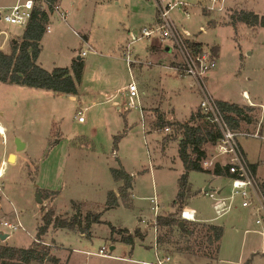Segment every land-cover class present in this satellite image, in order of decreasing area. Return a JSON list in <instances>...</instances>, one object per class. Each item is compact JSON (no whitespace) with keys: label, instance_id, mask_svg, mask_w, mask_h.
Wrapping results in <instances>:
<instances>
[{"label":"rangeland","instance_id":"obj_1","mask_svg":"<svg viewBox=\"0 0 264 264\" xmlns=\"http://www.w3.org/2000/svg\"><path fill=\"white\" fill-rule=\"evenodd\" d=\"M19 1L25 0H0V7L14 6ZM182 1L187 4L186 10L171 12L175 25L191 41L219 48L217 66L209 74L212 95L218 101L247 105L242 95L245 91L258 107L254 113L257 122L250 128L244 124L242 129L253 135L257 130L259 135L243 136L239 141L249 162L256 165L258 179L263 181L264 28L244 23L233 26L229 15L240 10L262 17L264 0H225L221 12L219 4L211 0ZM62 3L61 10L69 13L68 22L54 14L52 31L42 40L38 64L47 71L56 67L71 69L80 52H87L82 56L85 60L79 94L73 99L43 89L0 83V124L6 131L4 136L0 134V166L8 155L16 156L14 164L8 158L0 176V221L16 224L19 220L25 227L10 234L6 242L0 240V244L29 248L37 240L44 215L52 212L60 218L72 216L77 204L84 216L99 217L100 223L93 224L91 235L51 227L41 241L49 247V258L56 261L46 260L43 264H157L167 257L170 261L165 264H264V223L256 224L253 210L242 208L237 200L236 208L217 217L213 200L202 193L206 187L224 188L223 194L228 195L230 181L226 177L202 170L188 175L192 194L186 208L197 212L199 222L219 225L225 231L217 259L183 253L186 237L177 228L155 227L157 216L177 213L181 219L182 211H175L174 204L186 171L177 141L165 128L150 129L148 115L144 134L141 113L126 109L125 96H112L131 81L124 51L133 40L132 32L141 37V30L157 20L156 0ZM213 6L215 10L208 11ZM24 31L23 26L0 21V50L9 54L11 44ZM170 45L166 42L162 47L158 39L137 41L133 59L155 66H135L134 75L140 93L144 84L151 97L164 102L162 111L174 113L177 120L183 121L197 110L201 100L198 91L190 87L189 78L171 67L176 54L169 51ZM151 46L158 48L157 54L150 55ZM80 110L84 122L78 120ZM167 136L171 143L165 140ZM17 140L25 145L21 151L17 150ZM122 167L134 177L130 206L121 203L119 208L107 209L109 193L120 196L121 183L114 181L112 170ZM39 192L43 204L37 201ZM113 229L127 230L135 238L134 245L122 242L118 233L112 238ZM137 230L144 238L135 235ZM156 237L163 242L159 249ZM102 247L111 258L97 255Z\"/></svg>","mask_w":264,"mask_h":264},{"label":"trees","instance_id":"obj_2","mask_svg":"<svg viewBox=\"0 0 264 264\" xmlns=\"http://www.w3.org/2000/svg\"><path fill=\"white\" fill-rule=\"evenodd\" d=\"M47 1L54 6L60 4V0ZM50 11L52 13L51 8ZM229 19L230 24L233 26H237L238 23H244L254 28H264V16L261 17L255 14V12L235 10L229 15ZM49 22V13L41 10L38 3L31 21L25 27L23 36L13 41L12 52L6 54L0 50V83L43 89L47 92L51 91L56 94L75 97L79 94V86L83 79V60H74L71 69L55 68L52 71H47L38 64L42 53V40H44L43 38L47 33L46 28ZM189 44H191L190 47L196 53L203 49L199 43L190 41ZM212 49L213 54L217 55L216 53L219 48ZM219 104L230 127L235 131L241 130L243 124L255 123L258 120L254 114L257 110L256 108L221 101ZM174 129L184 137L178 152L184 163L186 173L180 179L179 192L174 204L175 211L181 212L192 194L188 185L189 172L202 169L200 163L208 157L206 148L213 145L216 138L200 111L196 116H192V119L188 123L176 124ZM115 141L117 143L118 138ZM251 168L256 176V165H251ZM112 172L114 181L121 183L119 188L120 196H117L114 192H110L107 209L119 208L121 203L129 207L134 178L122 168L113 169ZM257 180L264 194V180L262 181L258 178ZM74 208V214L72 216H65L64 218L56 217L52 212L44 215L37 240L29 248H17L7 244H0V264H33V262L43 264L44 261H49V247L43 245L41 239L49 232L51 227L54 229H67L69 231L79 230L84 235H91L90 231L93 228V224L100 223V218L91 214L84 216L77 204H74ZM180 220L177 218V213L157 216L155 227L157 229L177 228L179 234L182 237H186V250L182 251L183 253L210 260L217 259L221 251V241L225 232L223 227L213 223L186 222L185 229L181 230L179 228ZM117 233L121 235L122 242L134 245L135 238L127 230L118 231L113 229L112 238ZM124 233H128V235H124ZM135 235L144 238L139 230L136 231ZM162 244L163 242L159 238L157 248ZM51 261L56 260L53 258Z\"/></svg>","mask_w":264,"mask_h":264},{"label":"built area","instance_id":"obj_3","mask_svg":"<svg viewBox=\"0 0 264 264\" xmlns=\"http://www.w3.org/2000/svg\"><path fill=\"white\" fill-rule=\"evenodd\" d=\"M37 1V2H36ZM214 5L219 4L218 10L221 12L225 8V0H211ZM39 3V8L43 11L57 14L63 21L68 22L69 13L61 10L60 5H51L47 0H25L19 1L16 5L5 8L0 7V11L7 10L6 14L0 12V21L7 24L19 25L26 27L33 17V12ZM158 9V21L156 25L145 27L141 30V37H134L127 50L126 62L130 68L137 61L132 59V45L142 38L151 39L160 37L163 43L170 42V49L177 55V61L172 66L179 74L190 79L191 86L196 89L200 95L199 111L203 115L205 121L209 124L215 139V143L211 145L210 154H208L200 166L203 170L212 172L213 176L226 177L230 181V192L228 195L223 194V188L208 189L202 193L213 200V209L217 217H222L231 210L236 208V201H240L242 208H250L257 216V225L264 223V194L260 189L257 177L254 175L251 164L246 157L239 138L243 136H258V133L250 134L233 130L221 107L219 101L212 95L208 78L211 71L217 66V56L210 49H202L196 53L189 44L191 41L186 37V33L181 31L175 25L171 18V12L177 8L186 10L187 4L182 0H156ZM216 7L210 8L208 11H214ZM188 16V12L185 11ZM52 28L47 25L46 32L50 33ZM192 42V41H191ZM81 56H86L87 52H81ZM129 100L127 102L128 110H139L141 113V124L143 133L146 134V114L139 101V89L132 76V82L127 86ZM79 122H84L83 111H78ZM150 129L151 123H150ZM162 131V129H160ZM166 133H170L172 129L166 127ZM158 211L157 206L155 207ZM195 211L184 208L181 212V219L188 223L198 222ZM17 214V213H16ZM18 215V214H17ZM22 223L18 220L16 224L0 221V233L10 234L24 230ZM157 238V237H156ZM157 242V239H156ZM156 249L157 248L156 246ZM98 256L111 258L108 250L102 247L97 253ZM170 261L167 257L159 260L157 264H165Z\"/></svg>","mask_w":264,"mask_h":264},{"label":"crops","instance_id":"obj_4","mask_svg":"<svg viewBox=\"0 0 264 264\" xmlns=\"http://www.w3.org/2000/svg\"><path fill=\"white\" fill-rule=\"evenodd\" d=\"M61 4H63L62 3V0H60V6H61ZM11 7V6H10ZM5 8H8V7H5ZM50 15V22H49V24L48 25H50L51 23H52V21H53V16H54V14H53V12L52 13H50L49 14ZM157 21H158V16H157V20L155 21V23H153L152 25H156V23H157ZM152 25H150V26H152ZM51 26V25H50ZM23 36V35H22ZM131 36H134V37H138V36H136L133 32L131 33ZM151 39H158L159 40V42L161 43V45H162V47H164V44H166V43H163L162 41H161V39H160V37H158V36H156V37H153V38H151ZM130 43H128V45H127V47L125 48V61H126V50H127V48H128V46L131 44V43H133L132 41H129ZM193 42H195V43H199V42H196V41H193ZM137 43V42H136ZM136 43H134V44H136ZM133 44V45H134ZM200 45H202V48L203 49H210V50H213L212 48H207V47H205L202 43H199ZM133 45H132V53H133ZM168 48L170 49V46H168ZM213 48H216V46L215 47H213ZM11 52H12V44H11ZM149 51V53H150V55H152V54H157V52H158V48L157 47H155V46H151L149 49H148ZM169 51H171V53H174V52H172V50L170 49ZM168 51V52H169ZM10 52V53H11ZM9 53V54H10ZM81 53V52H80ZM217 54V53H216ZM219 55V51H218V54L216 55V56H218ZM81 56V55H80ZM177 56V55H176ZM176 56H175V59L173 60V61H171L172 63H171V67L176 63ZM82 57V56H81ZM132 59H133V56H132ZM78 60V59H77ZM82 60L84 61L85 59H83L82 58ZM134 60V59H133ZM137 61V60H136ZM126 64H127V62H126ZM135 66H145V67H153V66H155L152 62H139L138 61V63L136 62V63H134L133 65H132V67H131V71H130V68H129V66H128V64H127V67H128V71L130 72V75H131V78H130V82L125 86V87H123L121 90H119L117 93H116V95H114V96H112V99H115L118 95H120V96H125V98H128L127 100H129L130 98H129V96H128V92H127V86L132 82V76H133V78L135 79V75H134V67ZM157 68H163V69H165L166 67L165 66H163V65H157L156 66ZM56 68H61V67H56ZM55 69V68H54ZM179 74V73H178ZM179 75H181V74H179ZM181 76H184V75H181ZM136 80L137 79H135V82H136ZM190 80V79H189ZM208 81H209V78H208ZM192 82V81H191ZM191 82L189 83V85H190V87H192L191 86ZM136 84H137V82H136ZM137 86H138V84H137ZM139 89V88H138ZM242 95H243V97H244V99L246 100V101H248L247 102V105H240V104H237V103H232V104H237V105H239V106H249V107H253V108H258L255 104H254V102H252V100H251V97L249 96V94L247 93V92H245V91H243L242 92ZM110 96L111 95H109V98H110ZM200 97V96H199ZM72 98L73 99H75L73 96H72ZM139 101H140V104H141V106H142V108H143V110H144V113L146 114V115H148L149 117H151V121H150V123H151V127L153 128H155V127H162V128H166V127H170L171 129H172V131L170 132V133H168V134H174L173 136H175L174 137V140H176L177 141V145H178V151H179V146H180V144H181V142L183 141V139H184V137L179 133V132H177V131H175V129H174V127H175V125L177 124H185V123H188L191 119H192V116H196V114L199 112V106H200V101H199V104H198V107H197V110L195 111V112H193L192 114H191V116L188 118V119H185V120H183V121H179V120H177V118H175V115H174V113L172 114V113H169V114H167V113H165L164 111H162L163 109H162V105H163V101H159L158 99H154V97H151L150 96V94H149V92H148V88L144 85V84H142V90H141V93H140V91H139ZM220 102V101H219ZM222 102V101H221ZM227 103H229V102H227ZM118 105V104H117ZM127 109V108H126ZM128 110V109H127ZM81 111V110H80ZM129 111V110H128ZM134 111H138V112H140L139 110H134ZM156 113H158V114H156ZM255 113V112H254ZM154 114V116H152ZM261 115H262V112H261ZM140 117H141V114H140ZM260 120H261V118H260ZM260 122V121H259ZM256 123V122H255ZM160 124V125H159ZM253 124L254 123H251V124H248L247 126H248V128H250L251 126H253ZM1 125V124H0ZM244 125V124H243ZM164 126V127H163ZM259 126V125H258ZM4 128V127H3ZM5 129V128H4ZM257 129H258V127H257ZM240 132H245V133H249V132H246V131H244L242 128H241V130H239ZM256 133H258L257 132V130H256ZM0 134H2V133H0ZM259 134V133H258ZM4 136V135H3ZM165 140H167V141H170V140H172V139H170V136H167V139H165ZM118 142L119 141H117V143L116 144H118ZM172 142H174V141H172ZM169 143H171V141L169 142ZM168 146V145H167ZM242 147V146H241ZM210 149H211V146H208L207 148H206V150H207V155L208 154H210ZM242 149H243V147H242ZM243 151H244V149H243ZM244 153H245V151H244ZM12 154H10V155H8V158L11 156ZM245 155H246V157H247V153H245ZM8 158H7V160L6 161H3L2 162V165H3V167H2V165L0 166V174L2 173L3 174V172H4V168H5V164H6V162H8ZM249 158V157H248ZM247 158V159H248ZM249 161V160H248ZM13 164V163H12ZM251 165H254V164H252V163H250ZM122 169H124L123 167H122ZM125 170V169H124ZM200 170H202V171H206V170H203V169H200ZM126 171V170H125ZM127 172V171H126ZM206 172H210V171H206ZM128 173V172H127ZM210 173H212V172H210ZM128 174H130V173H128ZM131 175V174H130ZM1 176V175H0ZM132 176V175H131ZM256 176H257V172H256ZM133 177V176H132ZM134 178V177H133ZM258 178V177H257ZM206 188H209V187H206ZM205 188V189H206ZM224 189V188H223ZM188 203V202H187ZM187 207V205L185 206V208ZM196 212V211H195ZM196 217H197V213H196ZM199 222V221H198ZM205 223H209V222H205ZM115 248V247H114Z\"/></svg>","mask_w":264,"mask_h":264},{"label":"water","instance_id":"obj_5","mask_svg":"<svg viewBox=\"0 0 264 264\" xmlns=\"http://www.w3.org/2000/svg\"><path fill=\"white\" fill-rule=\"evenodd\" d=\"M77 59H78V61H80V60H82V57L79 55ZM24 148H25V145H24L22 142H20L19 140H17V150H18V151H21V150H23ZM13 157L16 158V156H15L14 154H12V155L9 157V162H12L11 160L13 159ZM15 162H16V161H15ZM208 189H209V188H206L205 190L207 191ZM41 197H42V193L39 192L38 195H37V201H38L39 204H43V200H42ZM179 228H180L181 230L185 229V221H181V222L179 223ZM8 238H9V235L0 233V240H1V241H5V242H6V240H7ZM110 250H111V252H113V251L115 250V248L112 247ZM48 260L50 261L51 259L48 258Z\"/></svg>","mask_w":264,"mask_h":264},{"label":"bare ground","instance_id":"obj_6","mask_svg":"<svg viewBox=\"0 0 264 264\" xmlns=\"http://www.w3.org/2000/svg\"><path fill=\"white\" fill-rule=\"evenodd\" d=\"M5 132H6V131H5V129L3 128V126L0 125V133H2V135H4ZM11 161H12V163L14 164L15 161H16V158L13 157V159H12ZM0 175H2V173H1Z\"/></svg>","mask_w":264,"mask_h":264}]
</instances>
